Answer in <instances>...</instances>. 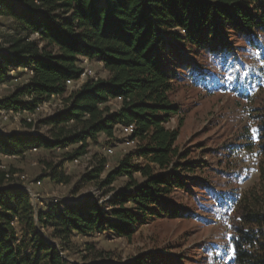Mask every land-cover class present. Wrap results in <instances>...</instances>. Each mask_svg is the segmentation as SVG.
Returning <instances> with one entry per match:
<instances>
[{
  "label": "trees",
  "instance_id": "trees-1",
  "mask_svg": "<svg viewBox=\"0 0 264 264\" xmlns=\"http://www.w3.org/2000/svg\"><path fill=\"white\" fill-rule=\"evenodd\" d=\"M0 14L12 19L18 34L0 50V82L10 80L12 69L32 71L18 72L26 73L27 81L0 99V109L35 112L53 96L63 103L42 121L49 136L0 133L2 154L72 147L66 154L75 160L88 154L101 134L111 139L117 128L122 132L120 125L129 124L135 125L131 139L140 142L109 171L107 158L93 154L74 191L94 182L105 189L103 196L112 193L100 204L87 196L38 208L31 194L14 183V172L0 165V264H69L68 252L78 248L73 237L107 231L129 238L156 219L183 218L189 215L184 201L193 198L196 187L216 200L208 220L223 226L222 237L202 248L204 256L212 252L210 264H264V104L248 110L256 142L223 150H256L257 181L244 191L205 189L199 175L205 165L178 149L180 127L166 126L181 113L170 98L178 76L187 70L190 81L208 87L211 73L195 60L199 53L227 59L232 32L264 60V0H0ZM84 57L102 63L108 77H88L70 90L67 81L80 79ZM249 77L246 85L235 79L239 87L234 89L244 101L264 94V73ZM119 98L121 107L112 109L108 103ZM250 133L246 128L242 140ZM61 167L50 165L51 179L68 184L71 178L58 172ZM242 174L236 172L240 179ZM121 177L127 181L117 190L112 185ZM83 244L88 252L83 259L91 264H161L164 259L162 253L148 252L116 262L93 243Z\"/></svg>",
  "mask_w": 264,
  "mask_h": 264
},
{
  "label": "rangeland",
  "instance_id": "rangeland-1",
  "mask_svg": "<svg viewBox=\"0 0 264 264\" xmlns=\"http://www.w3.org/2000/svg\"><path fill=\"white\" fill-rule=\"evenodd\" d=\"M11 25L12 19L0 14V38L6 44L5 48L18 35ZM228 35L232 54L227 59H220L219 55L210 56L204 52L195 57V60L204 64L211 73L207 88L190 81L187 70L178 76L170 98L180 105L181 113L173 116L166 123V126L171 129L180 127V135L176 142L178 149L187 152L189 160L199 161L205 165L202 173H199L201 182L206 185L205 189L216 188L224 193L232 192L233 188L244 191L257 181L256 150L243 149L239 153L231 154H228L229 150L227 152L223 150L242 143L256 142L251 134L254 127L248 116V110L264 104V94L259 96L260 98L244 101L237 96L234 89L238 86L235 83L238 76L241 80L239 85L243 82L246 85L250 78L249 74L264 73V60L259 59L258 52H253L251 46L240 35L232 32ZM35 37L36 35L31 36V38ZM80 65L86 66L83 59ZM87 67L93 73L88 77H108L107 70L97 60H91ZM20 76L21 82L28 77L26 73ZM15 83L0 88V99L12 91L16 86ZM80 84V81L72 82L69 89H77ZM108 104L112 109H118L122 102L113 100ZM62 105L60 98H53L50 102L43 104V108L34 115L33 124L30 125L29 121L24 119L5 121L0 123V133L49 136V128L42 121L54 115ZM246 128L251 133L245 141L241 137ZM128 139V136L117 128L113 138L109 139L101 134L98 141L91 144L90 152L75 160H71L66 154L72 147L53 152L38 148L36 151L27 150L19 156L4 155L0 152V165L5 170L14 172L12 176L14 183L31 194L33 203L38 208H46L47 204L53 200L78 202L87 196H92L100 204L104 203L112 193L103 196L105 189L100 190L94 182L84 184L75 191L74 188L92 165L90 161L93 154L98 153L107 158L106 171H109L126 153L136 150V145L127 144ZM109 148L114 149L112 154L108 152ZM135 161L144 162L143 160ZM60 163L62 167L58 168V172L63 171L71 178L68 184L56 183L51 179L50 165L55 167ZM239 170L243 171L241 179L236 175ZM40 176H43V180L38 185L36 179ZM136 177L141 179L140 174H136ZM126 179L121 177L112 186L117 190L123 189ZM195 189L193 198L189 196L184 201L185 205L189 206V215L183 218L156 219L139 227L129 238L118 237L107 231L91 236L73 237L78 248L68 252L69 264L93 262L91 259H83V255L88 253L83 250L85 242L93 243L97 249L104 250L105 257L116 262L132 261L140 254L152 252L162 253L164 259L161 264H210L213 256L210 258L208 255L212 252L206 251L208 253L204 256L202 248L204 246L209 248L213 242L222 237L223 226L219 222H214L215 219L208 220L207 211L214 207L213 203L216 200L210 201V196L202 187Z\"/></svg>",
  "mask_w": 264,
  "mask_h": 264
},
{
  "label": "built area",
  "instance_id": "built-area-1",
  "mask_svg": "<svg viewBox=\"0 0 264 264\" xmlns=\"http://www.w3.org/2000/svg\"><path fill=\"white\" fill-rule=\"evenodd\" d=\"M5 46H6V44L3 43L2 39L0 38V50H4ZM90 61L91 60L88 57H84L83 58V62L86 64V66H83V73L81 74L80 79L77 80V81L68 80L67 81L68 87L71 85L72 82L74 83V82H78V81L81 82V84H80V86H81L82 83L85 81V78L88 77L89 75L93 74L92 71L87 67ZM19 71H25L26 73H29V74L32 73V71L30 69L26 68V67H19L17 69H12L10 71V80L7 81V82H0V88L1 87H7V86H9L10 83H15V82H16L15 85L24 84L27 81V79H25V81L21 82V76L18 73ZM94 79H98V78L95 77ZM18 82H20V83H18ZM80 86L78 85V88ZM53 98H59V97L53 96ZM50 101H48V102H50ZM118 101H121V98H119ZM45 103L46 102H44L43 104H45ZM43 104L40 105L35 112H29L27 110H13V109L12 110H5V109H0V123H3L5 121H7V122L8 121H12V120L13 121H20L22 119L27 120L29 122H35L33 117H34V115H36V113L39 110H41L43 108ZM119 127H120L121 131L125 135H127L128 138H129L128 141H127V144H130V145L134 144L136 146L140 145V142L137 139H135V140L131 139V137H132V135L134 133V130H135V125L134 124L120 125ZM37 149H38L37 147H33V148L30 149V151H36ZM108 152L112 154L114 152V149L113 148H109ZM2 168H4V167H2ZM6 176L10 177V174H7ZM41 183H42L41 180H36V184L39 185ZM34 196H38V195L34 194Z\"/></svg>",
  "mask_w": 264,
  "mask_h": 264
}]
</instances>
